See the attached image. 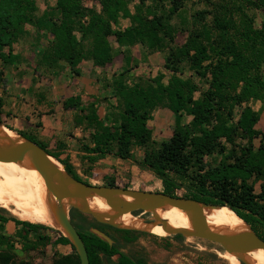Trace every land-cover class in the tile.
<instances>
[{
	"label": "trees",
	"instance_id": "obj_1",
	"mask_svg": "<svg viewBox=\"0 0 264 264\" xmlns=\"http://www.w3.org/2000/svg\"><path fill=\"white\" fill-rule=\"evenodd\" d=\"M85 1L98 3L100 9L87 6ZM187 1L56 0L53 7L39 14L35 0H0V61L7 64L17 58L12 49L26 33V26L33 28L37 42L45 34L51 36L40 54L44 65L61 70L59 63L63 62L72 74H78L76 67L82 59H91L97 66L110 63L111 37L125 51L135 44L147 53L166 51L164 67L170 72L167 81L159 73L153 78L138 76L134 83H128L129 69H122L107 83L115 103H109L110 111L103 118L97 115L93 102L84 107L79 97L73 96L62 102L63 109L78 110L76 124L90 130L88 143L82 145L86 158L95 162L110 155L127 160L134 146L143 147L141 165L161 180L154 182L156 188L162 186L163 192L171 196L183 190L181 196L224 205L220 208L233 210L264 240V133L255 128L259 113L248 104L252 100L264 104V19L256 26L248 13L264 10V0H205L211 10L195 11L189 20L183 15ZM208 14L212 19L206 26ZM177 15L179 28L171 24ZM121 19L129 24L119 27ZM178 31L187 34L179 46L174 45ZM181 62L188 63L205 80L206 89L190 77L180 76ZM2 106L0 97V115ZM236 106L240 111L235 116ZM159 107L174 114V127L171 136L154 148L149 122ZM187 116L189 121L185 120ZM17 133L57 159L75 179L88 183L75 173L68 158L21 131ZM209 156L212 159L208 160ZM107 185L116 187L113 182ZM8 221L34 233V247H45L51 241L44 233L48 230L45 225L0 215L2 231ZM72 223L84 242L89 264H103L101 256L112 264H145ZM129 240L131 237H127ZM52 244H69L73 253L56 257L51 264H80L73 246L62 234L58 233ZM4 245L0 264H35L16 260L13 244L1 234L0 246ZM32 248L26 245L23 251ZM114 255H118L116 262L112 261Z\"/></svg>",
	"mask_w": 264,
	"mask_h": 264
},
{
	"label": "rangeland",
	"instance_id": "obj_2",
	"mask_svg": "<svg viewBox=\"0 0 264 264\" xmlns=\"http://www.w3.org/2000/svg\"><path fill=\"white\" fill-rule=\"evenodd\" d=\"M35 1L38 7V13H41L46 7H53L56 2V0ZM85 4L90 7H95L97 10L100 9L99 4L94 1H85ZM129 5L131 11H133L132 3H130ZM203 9L211 10L205 0H188L185 3V13L183 15L189 20L191 14H193L195 11ZM248 13L254 17V23L256 26H259L261 21L264 19L263 9L248 10ZM180 14H182V12H180L179 15ZM178 18L179 16L177 15V17H174L171 20V24L177 28H179ZM211 19V14L206 15L204 25H210ZM128 24L129 22L127 19H121L118 23V26L125 27V25L127 26ZM198 28L200 27L198 26ZM28 29L30 30L33 28H31L30 26H26L25 30L28 31ZM186 35V33L178 31L174 45H181L185 41ZM29 37L30 38L27 37L24 39L25 43L32 41L31 45L35 47L44 46L51 40V36L49 34L43 35L40 38L39 42H37L38 37L36 36L35 38L34 34ZM20 39L23 40L22 38ZM113 42L114 37H111L110 43L112 49H115L113 48L115 47V44ZM166 43L167 45L171 46V44H168V42ZM19 44L21 49L27 47V44ZM133 47L134 45L127 48L126 51L124 50L125 52L123 51L121 55H119L125 63L127 62L123 69H129V72L126 74V81L128 83H134L138 76L153 78L157 74L162 73L164 74L163 81L166 82L170 75L169 70L165 69L164 67L167 52L157 51L147 53L145 49L138 50L136 52L137 58H135L130 52V49H132ZM65 67L68 66L66 64H63L60 70L61 73L64 72ZM121 71L122 70H120L118 74ZM179 73H181L180 76L182 78L190 77L202 89H206L207 85L205 84V80L200 79L188 63L181 62L179 64ZM262 74L264 76V66L262 68ZM106 94V97L110 95V89L106 90ZM194 95L195 97H198L199 93L196 92ZM248 104L251 108L255 109L259 108L258 105H260V102L252 100L249 101ZM239 111L240 107L236 106L234 108V115L236 116ZM157 118L154 121L149 122V126L153 131L152 139L154 144H152V146L154 148L158 147L161 142L167 140L171 136L174 127V118L169 119L164 114L157 116ZM185 120L189 121L190 117H185ZM0 123L4 125L2 120ZM4 126L7 127L6 125ZM23 133L35 139V137L32 136L30 133ZM255 143L257 144V142ZM144 149L145 148L143 147L134 146L132 149L131 158L124 160L123 162L118 160L117 162H114L117 157L110 155L98 159L95 162H89V160L86 158L87 154L84 151L83 146H80V150L82 153H73V159H71L70 156H67L66 158H68V161L72 165L75 173L82 180L87 181L88 183L108 186V182H113L116 187L121 188H130L134 190L143 191H163L162 186L160 188H156V186H154V182H161V180L158 179L152 171L142 167L141 165ZM49 150L55 152L53 149ZM106 158L108 161H102ZM207 159L210 160L212 158L211 156H209ZM100 160L101 163L97 166V162H99ZM182 192L183 190L178 192V195L181 196ZM0 215H2L3 217H14L4 208H0ZM69 215L70 218L72 216V221L75 224L82 227V230L88 229L89 231H96L106 236L110 240L111 245L116 246L118 251L127 255L134 261H141L145 264H230L228 261H226L220 256V253L224 251L218 244L204 239L196 237H184L179 234H170L167 236H163L157 233L144 232L132 229L129 230L131 231L129 235H125L124 233L118 231L123 229H118L111 226L110 228L106 227L105 224L98 223L90 215H85L79 212L77 209L71 208L69 210ZM148 217H150V214H146L145 216H143V221H149ZM47 227L48 230L44 231V233L51 237V241L45 247L43 244H38L36 245V247H34L33 243L35 239V234L32 232H26L19 226L16 227L10 221L5 224L3 231L1 230L0 226V235L3 234L4 237H8L9 242L13 244V249L17 254L16 260H26L35 264H51L54 258L59 257L61 255L71 254L73 253V250L69 244H52L54 239L57 237L58 233L61 234L62 232L56 226ZM40 233H42V231ZM127 237H131V240L127 241ZM26 245H30L31 247L33 246V248L29 251H23ZM4 248L5 245L0 246V249ZM101 259L103 260V264H112L107 263L103 256H101ZM117 260L118 255H114L112 257V261L116 262ZM239 263L243 264L241 261H239Z\"/></svg>",
	"mask_w": 264,
	"mask_h": 264
},
{
	"label": "crops",
	"instance_id": "obj_3",
	"mask_svg": "<svg viewBox=\"0 0 264 264\" xmlns=\"http://www.w3.org/2000/svg\"><path fill=\"white\" fill-rule=\"evenodd\" d=\"M33 34L36 38L35 31L28 29L21 37L23 40L14 44L12 55L17 56L14 61L7 64L0 61V97L3 100L0 117L3 124L13 131L30 133L38 141L47 144L48 149L59 152L62 157L70 156L73 159V153H82L80 146L88 143L90 130L77 125L78 110H65L62 102L72 96L79 97L84 107L93 102L97 115L103 118L110 111L109 103H115L110 95L106 97V90L110 89L107 83L113 81L125 66L119 56L124 47H119L114 39L115 49H111L113 59L110 63L97 66L91 59H82L76 67L78 74L69 72L68 67L61 73L59 68L54 65L49 68L40 60L43 46L35 47L31 45L32 41L25 43L24 39ZM19 43L27 44V47L21 49ZM138 50H144L140 44H135L130 49L135 58ZM258 106L260 109L252 108L259 113L255 128L264 133V104L260 102ZM161 114L169 119L174 118L168 108L160 107L153 112L151 121ZM117 160L124 161L117 158L114 162ZM102 161L108 160L106 158ZM100 163L101 160L97 162V166Z\"/></svg>",
	"mask_w": 264,
	"mask_h": 264
},
{
	"label": "water",
	"instance_id": "obj_4",
	"mask_svg": "<svg viewBox=\"0 0 264 264\" xmlns=\"http://www.w3.org/2000/svg\"><path fill=\"white\" fill-rule=\"evenodd\" d=\"M0 125H2L0 123ZM17 134L9 139L5 145H0V162H17L28 157L43 183L47 193L55 200L57 205L53 209V216L57 228L63 233L76 254L80 264H89L88 254L84 242L74 227L69 210L77 209L79 212L90 215L95 221L118 229L131 230L122 227L115 220L126 213L147 212L159 219L155 213L157 208H178L188 217L191 230L171 228L166 221L159 219V225L167 235H182L196 237L218 244L223 251L234 254L247 253L253 250H264V240L251 227L240 218L247 228L233 234L217 232L209 228L204 217V209H216L224 205L207 204L196 199L184 196H171L163 191H143L130 188L110 187L85 183L75 179L57 161L39 145ZM96 197L112 210V214L98 213L89 208L87 199ZM125 197H130L128 201ZM145 220V219H144ZM134 230V229H132ZM101 239L110 240L99 232L90 231ZM238 261L248 264L238 256Z\"/></svg>",
	"mask_w": 264,
	"mask_h": 264
},
{
	"label": "bare ground",
	"instance_id": "obj_5",
	"mask_svg": "<svg viewBox=\"0 0 264 264\" xmlns=\"http://www.w3.org/2000/svg\"><path fill=\"white\" fill-rule=\"evenodd\" d=\"M0 125V145H5L9 139L17 137L16 133ZM130 201V197H125ZM89 208L98 213L112 214V210L98 198L87 199ZM57 203L47 193L43 183L28 157L17 162H0V208H4L11 215L21 221L46 226H57L53 216V209ZM147 212L126 213L119 216L115 222L122 227L144 232H152L167 236L159 225V219L166 221L171 228L191 230V223L185 213L178 208H157L155 216L150 215L149 221H143ZM204 217L209 228L233 234L247 228L245 223L231 209H204ZM220 256L230 264H240L238 256L248 264H264V250L257 249L247 253L234 254L226 251Z\"/></svg>",
	"mask_w": 264,
	"mask_h": 264
}]
</instances>
